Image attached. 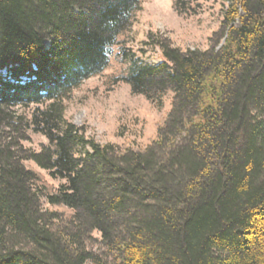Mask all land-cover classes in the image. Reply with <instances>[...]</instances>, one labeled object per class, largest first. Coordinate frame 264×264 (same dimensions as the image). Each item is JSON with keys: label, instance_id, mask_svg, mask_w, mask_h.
I'll return each mask as SVG.
<instances>
[{"label": "trees", "instance_id": "obj_1", "mask_svg": "<svg viewBox=\"0 0 264 264\" xmlns=\"http://www.w3.org/2000/svg\"><path fill=\"white\" fill-rule=\"evenodd\" d=\"M140 1L0 0V264H264V0H225L207 51L132 65L135 94L174 93L150 144L65 118ZM30 105L49 144L22 158L2 133Z\"/></svg>", "mask_w": 264, "mask_h": 264}, {"label": "rangeland", "instance_id": "obj_2", "mask_svg": "<svg viewBox=\"0 0 264 264\" xmlns=\"http://www.w3.org/2000/svg\"><path fill=\"white\" fill-rule=\"evenodd\" d=\"M225 6V0H141L130 27L111 48L108 66L62 99L65 118L84 127L87 136L101 144L136 148L150 144L157 137L158 125L172 109L174 93L168 91L150 101L145 95L135 94L124 78L134 63L158 65L163 61L157 41L183 51H207L221 26ZM38 107L45 105L16 108L17 124L2 133V139L11 142L22 158L49 144L43 134L27 126ZM27 163L55 187L60 184L35 164ZM94 237L90 248L96 250L101 238L97 233Z\"/></svg>", "mask_w": 264, "mask_h": 264}]
</instances>
